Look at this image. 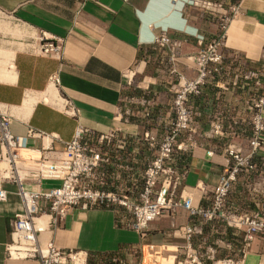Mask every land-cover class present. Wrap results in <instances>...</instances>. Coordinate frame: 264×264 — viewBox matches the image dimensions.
Segmentation results:
<instances>
[{
	"label": "crops",
	"instance_id": "crops-1",
	"mask_svg": "<svg viewBox=\"0 0 264 264\" xmlns=\"http://www.w3.org/2000/svg\"><path fill=\"white\" fill-rule=\"evenodd\" d=\"M163 32L187 39L178 50L176 66L192 79L197 71L186 55L199 51L222 33L221 19L195 7L192 0H0V115L12 117L11 131L15 134L25 135L30 127L49 133L44 139L32 137L29 147L46 150L57 159L68 156L66 143L73 138L79 121L67 112L70 103L80 111L81 123L96 135L119 128L113 142L103 146L110 158L102 167L107 173L105 188L124 187L139 195L143 172L156 153L146 140V132L151 131L160 140L174 119L169 54L154 45L156 35ZM43 35L62 45L59 55L44 51ZM223 51L229 73L217 75L201 94L191 97L188 106L198 115L186 136L193 145L189 151L177 152L172 161L179 171L187 172L176 200H181L186 190L194 206H211L214 189L226 167L225 148L229 143L237 142L245 155L251 154L250 105L264 94V84L235 80L234 72L241 60L254 69L264 64V0L241 1L240 14L228 25ZM128 71H133V86L127 85ZM54 73L60 77L57 86L50 83ZM143 97L152 103L149 120L140 103ZM216 121L224 133L212 138L207 133ZM121 142L125 148L118 149ZM90 143L97 140L92 138ZM253 163L255 169L242 172L233 185L229 201L236 212L261 210L264 144ZM11 173L8 167L0 171V189L8 192L7 200L0 202V264H40V257L10 255L12 221L25 209L22 188L50 191L61 181L40 182L25 166L14 178ZM126 217L108 207L75 208L55 224L45 213L37 219V226L42 230L44 249L53 241L88 256L130 254L145 245L172 246V236L187 243L185 228L202 224V233L192 239L193 248L215 245L221 257L264 264V232L256 234L245 249L244 232L228 231L221 223L213 229L182 206L150 223L143 232L127 226ZM168 257L174 261V256Z\"/></svg>",
	"mask_w": 264,
	"mask_h": 264
},
{
	"label": "built area",
	"instance_id": "built-area-1",
	"mask_svg": "<svg viewBox=\"0 0 264 264\" xmlns=\"http://www.w3.org/2000/svg\"><path fill=\"white\" fill-rule=\"evenodd\" d=\"M242 0H192V4L206 12L218 15L221 19L222 33L213 37L206 46L199 51L186 55L197 71L195 78H188L180 72L176 66L181 49L186 38L171 37L166 32L156 35L154 45L158 49L168 52L169 62L172 66L173 75L171 90L173 92L172 111L174 119L167 125L162 139H158L151 131L146 132V140L156 149L154 158L148 163L143 172V187L139 195L126 191L124 187L118 190H107V173L102 170L104 164L110 161L105 155L103 146L111 144L117 136L119 128L109 133L96 135L80 121V111L69 104L67 112L77 118L78 125L73 138L66 143L67 157L52 158L45 151L31 149L29 140L32 137L42 139L50 136L49 133L37 130L33 127L28 129L25 135H18L11 131L12 117L8 114L0 115V171L7 164L14 178L15 173L22 164L17 162V156L22 152L31 151L33 157L29 159L31 165L28 168L31 177L38 181L45 179L59 180L61 185L50 191L39 188L36 191L22 188L21 195L25 201V209L16 215L12 221L11 242L8 251L16 258L40 257V264H77L76 256L84 254L81 264H86L87 254L74 249H64L57 246L53 241L49 242L44 249L41 241V229H37V219L45 213L52 218L51 223L63 221L75 208L92 209L97 207H122L127 215V226L138 232L152 222L172 215L179 206L189 210L191 215L200 217L209 223L214 229L217 223L225 225L235 231L245 232V249H247L258 233L264 232V211L254 213H240L231 209L228 199L238 176L244 171L255 169L253 159L264 144V94L255 98L250 108L253 111V132L250 138L251 154L245 155L243 146L232 141L225 148L226 167L214 189L211 206H194L190 194L186 190L182 193L181 200H176L178 190L186 177V171H179L172 164L177 152L189 151L193 145L189 132L196 123L198 112L189 108L188 103L192 96L202 93L203 87L217 75H228L226 66L227 55L223 51L226 32L230 22L241 12ZM44 51L59 55L62 51L60 43H54L42 36ZM240 66L235 71V80L243 79L246 83H254L256 86L264 84V64L259 69L248 66L240 61ZM133 71L126 73L127 85H134V78L130 76ZM50 83L57 86L60 83L58 73L50 77ZM135 98H132L134 100ZM140 103L144 105L146 120L151 118V100L143 97ZM220 122H213L207 133L209 137H218L223 134ZM95 138L97 143L91 144ZM191 140V139H190ZM118 149L125 148L121 142ZM213 154V152H210ZM36 156V159L34 158ZM32 165L34 167H32ZM41 186V185H40ZM39 186V187H40ZM8 192L0 189V202L6 201ZM47 206V209L45 208ZM202 233V224L188 225L183 236L187 240L189 249H193L192 239L194 235ZM209 256L211 264H246L243 259L223 258L216 259L215 250ZM80 257V256H79ZM198 264H206L199 260Z\"/></svg>",
	"mask_w": 264,
	"mask_h": 264
},
{
	"label": "rangeland",
	"instance_id": "rangeland-1",
	"mask_svg": "<svg viewBox=\"0 0 264 264\" xmlns=\"http://www.w3.org/2000/svg\"><path fill=\"white\" fill-rule=\"evenodd\" d=\"M26 164L31 165V162L27 160L21 166H25ZM4 167L9 168L7 164H4ZM32 167L34 166L32 165ZM260 181H261V189H262L260 190L261 191L260 193L264 194V189H263L264 188V177L260 179ZM58 182L60 181L58 180ZM61 184L62 183L60 182L59 186ZM229 199H230V195H229ZM229 199H228V203L230 207H232ZM260 207H261V211H264V200H263L262 205H260ZM240 213H247V212H240ZM241 232H244V231H241ZM171 239L175 241L174 243L175 245H172V246L153 245L155 247L145 245L144 247H139L137 249H134V251H132L129 254L127 260L124 258L116 257V258H113L110 264H198L197 260L194 261L197 256L199 260L202 259V261L205 262L206 264H211L212 260L209 259V256L214 254L211 249L215 250L216 259L234 258V257H221L220 250L215 245H209L208 247H198V248L194 247L193 249H189L186 241L183 238H175V236H172ZM244 241H245V237H244ZM168 255L174 256V261H172L171 259L168 260L169 258ZM79 256H81L80 257L81 261H83L82 259H84L85 256L83 254ZM89 260L91 259H89V256H87L86 264L89 263ZM103 260H105L104 257H103ZM79 261L80 260H77V264H81V262Z\"/></svg>",
	"mask_w": 264,
	"mask_h": 264
},
{
	"label": "trees",
	"instance_id": "trees-1",
	"mask_svg": "<svg viewBox=\"0 0 264 264\" xmlns=\"http://www.w3.org/2000/svg\"><path fill=\"white\" fill-rule=\"evenodd\" d=\"M251 138V137H250ZM250 138H249V144H250ZM114 209L119 213H125L124 209L122 207H114ZM119 220V219H118ZM119 225H122V223L118 222ZM233 229L229 228L228 231ZM89 263L88 264H110L113 258L119 257L124 258L127 260L129 253L126 254H119V253H110V254H89ZM103 257L105 260H103Z\"/></svg>",
	"mask_w": 264,
	"mask_h": 264
},
{
	"label": "bare ground",
	"instance_id": "bare-ground-1",
	"mask_svg": "<svg viewBox=\"0 0 264 264\" xmlns=\"http://www.w3.org/2000/svg\"><path fill=\"white\" fill-rule=\"evenodd\" d=\"M130 76H133V74L132 75L130 74ZM28 153H29V155H28ZM30 153H32V152L31 151H26L25 153L22 152V154H20V155L17 156V162L19 164H24L27 160L32 159L33 156ZM34 158L36 159V156ZM37 229H41V227H38L37 226ZM80 257L79 256H76V259L77 260H80L79 262H82ZM82 260H84V259H82Z\"/></svg>",
	"mask_w": 264,
	"mask_h": 264
}]
</instances>
